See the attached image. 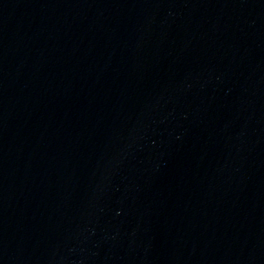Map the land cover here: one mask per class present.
<instances>
[{
  "label": "water",
  "instance_id": "obj_1",
  "mask_svg": "<svg viewBox=\"0 0 264 264\" xmlns=\"http://www.w3.org/2000/svg\"><path fill=\"white\" fill-rule=\"evenodd\" d=\"M0 264H264V0H0Z\"/></svg>",
  "mask_w": 264,
  "mask_h": 264
}]
</instances>
